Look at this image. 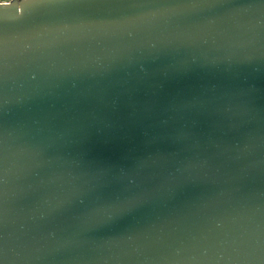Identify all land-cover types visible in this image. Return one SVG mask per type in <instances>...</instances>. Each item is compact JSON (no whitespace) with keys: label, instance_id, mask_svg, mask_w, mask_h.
<instances>
[{"label":"water","instance_id":"obj_1","mask_svg":"<svg viewBox=\"0 0 264 264\" xmlns=\"http://www.w3.org/2000/svg\"><path fill=\"white\" fill-rule=\"evenodd\" d=\"M0 6V264H264V0Z\"/></svg>","mask_w":264,"mask_h":264},{"label":"clouds","instance_id":"obj_2","mask_svg":"<svg viewBox=\"0 0 264 264\" xmlns=\"http://www.w3.org/2000/svg\"><path fill=\"white\" fill-rule=\"evenodd\" d=\"M0 6H9L7 0H3V2H0Z\"/></svg>","mask_w":264,"mask_h":264},{"label":"built area","instance_id":"obj_3","mask_svg":"<svg viewBox=\"0 0 264 264\" xmlns=\"http://www.w3.org/2000/svg\"><path fill=\"white\" fill-rule=\"evenodd\" d=\"M12 0H7V2L9 3V2H11ZM0 2H3V0H0Z\"/></svg>","mask_w":264,"mask_h":264}]
</instances>
